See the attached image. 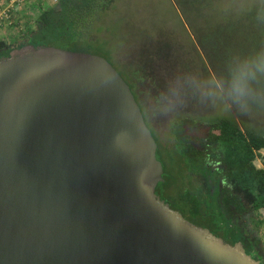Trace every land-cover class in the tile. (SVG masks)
<instances>
[{
    "label": "water",
    "instance_id": "95a60500",
    "mask_svg": "<svg viewBox=\"0 0 264 264\" xmlns=\"http://www.w3.org/2000/svg\"><path fill=\"white\" fill-rule=\"evenodd\" d=\"M157 146L102 58L0 60V264H257L159 199Z\"/></svg>",
    "mask_w": 264,
    "mask_h": 264
},
{
    "label": "rangeland",
    "instance_id": "374dc122",
    "mask_svg": "<svg viewBox=\"0 0 264 264\" xmlns=\"http://www.w3.org/2000/svg\"><path fill=\"white\" fill-rule=\"evenodd\" d=\"M55 6L48 0H30L20 12L19 25L32 26L40 13ZM102 25L108 29L97 34L93 49L84 54L105 60L129 88L133 87L136 103L157 145L156 159L163 176L171 179L172 187L158 188L161 194L176 197V174L183 163L179 144L172 145V136L181 134L183 124L210 126L231 116L241 131L249 129L264 136V111L243 115L193 100L167 116L153 115L151 110L153 98L173 73L219 71L226 55L264 46V0H121ZM16 31L0 30L17 36ZM57 47L66 51L63 45ZM259 155L264 157V151ZM254 165L261 169L259 160ZM249 230L251 237L260 240L264 252V224L253 222Z\"/></svg>",
    "mask_w": 264,
    "mask_h": 264
},
{
    "label": "trees",
    "instance_id": "16d2710c",
    "mask_svg": "<svg viewBox=\"0 0 264 264\" xmlns=\"http://www.w3.org/2000/svg\"><path fill=\"white\" fill-rule=\"evenodd\" d=\"M120 1L59 0L55 7L40 13L32 26H23L25 31L18 34V40L10 44L0 41V60L8 58L12 50L28 45L54 48L63 45L69 52L88 53L93 49L97 34L108 29L102 25L103 19ZM130 89L133 93V87ZM210 126L212 133L205 152L193 159H196L194 164L199 170L205 167L204 157L208 159L209 167L216 166L215 175L222 183L221 193L218 181L214 190L209 186L206 192L194 185L189 175L193 163L188 164L183 154L180 156L183 165L176 174L175 199L158 191L161 185L172 187L169 176H162L163 182L157 186L156 192L183 219L209 231L225 244L242 245L253 261L264 264L260 240L249 235L251 223L257 221V225L264 224V215H261L264 213V157L259 155L264 151V136L249 129L241 131L231 116L221 118ZM257 160L261 162V169L254 165ZM207 173L210 174L209 171Z\"/></svg>",
    "mask_w": 264,
    "mask_h": 264
},
{
    "label": "clouds",
    "instance_id": "9594fccd",
    "mask_svg": "<svg viewBox=\"0 0 264 264\" xmlns=\"http://www.w3.org/2000/svg\"><path fill=\"white\" fill-rule=\"evenodd\" d=\"M189 100L220 105L243 115L264 111V46L225 56L209 73H173L153 98V115L167 116Z\"/></svg>",
    "mask_w": 264,
    "mask_h": 264
},
{
    "label": "flooded vegetation",
    "instance_id": "af4514ba",
    "mask_svg": "<svg viewBox=\"0 0 264 264\" xmlns=\"http://www.w3.org/2000/svg\"><path fill=\"white\" fill-rule=\"evenodd\" d=\"M181 129L183 131L178 137H176L175 134L174 136H172V140H173L172 145L174 142L179 144L178 150L180 151V156L181 154H183L185 157L183 159H185L188 162V164L193 163L190 169L191 172L189 173V175L192 178L194 185L198 187H202L204 191L209 186L214 190L216 188V181H218V177H216L215 175L216 166L209 167V164H207L208 159L204 157L203 161L205 162V167L204 169L199 170L196 164H194L196 159H193V157L195 156L199 158V154L201 156V154L205 152V149L207 148L208 143H209V137L212 133L211 126H205L201 123H196L195 125L190 126V124L188 123V125L183 124L181 126ZM172 145H170L171 149H172ZM210 168L212 170H210ZM205 171L207 172L209 171L210 174H208ZM218 186H219V194H220L222 191V183L219 182ZM156 191H157V188H156ZM210 193H211V196L214 195L213 191H211ZM157 195L159 196V199L166 204V202L163 199H161L162 198L161 195L159 193H157Z\"/></svg>",
    "mask_w": 264,
    "mask_h": 264
},
{
    "label": "built area",
    "instance_id": "2783aa9c",
    "mask_svg": "<svg viewBox=\"0 0 264 264\" xmlns=\"http://www.w3.org/2000/svg\"><path fill=\"white\" fill-rule=\"evenodd\" d=\"M53 5H56L59 0H48ZM30 2V0H9L4 3L0 1V30L5 29H17L18 34H23L24 29L19 25L17 15L21 10Z\"/></svg>",
    "mask_w": 264,
    "mask_h": 264
},
{
    "label": "crops",
    "instance_id": "0c3cea01",
    "mask_svg": "<svg viewBox=\"0 0 264 264\" xmlns=\"http://www.w3.org/2000/svg\"><path fill=\"white\" fill-rule=\"evenodd\" d=\"M7 2H9V0H6V1H4V3H7ZM17 17H18V20H19V23H20V17H21V14L19 13L18 15H17ZM15 30V29H14ZM3 31H5V30H3ZM2 32V31H1ZM0 32V41L2 42H6L7 44H10L11 42H13V41H15V40H18L19 38H18V35L16 36V34L14 33V34H9V35H6V34H2ZM16 32H18V31H16ZM5 40H7V41H5Z\"/></svg>",
    "mask_w": 264,
    "mask_h": 264
}]
</instances>
